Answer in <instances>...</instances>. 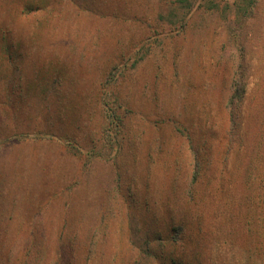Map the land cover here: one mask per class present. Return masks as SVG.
<instances>
[{
  "label": "rangeland",
  "instance_id": "1",
  "mask_svg": "<svg viewBox=\"0 0 264 264\" xmlns=\"http://www.w3.org/2000/svg\"><path fill=\"white\" fill-rule=\"evenodd\" d=\"M44 1L0 0V264H160L142 247L165 245L191 152L210 163L187 210L203 230L191 264H248L242 228L258 212L245 205L264 196V0Z\"/></svg>",
  "mask_w": 264,
  "mask_h": 264
},
{
  "label": "trees",
  "instance_id": "2",
  "mask_svg": "<svg viewBox=\"0 0 264 264\" xmlns=\"http://www.w3.org/2000/svg\"><path fill=\"white\" fill-rule=\"evenodd\" d=\"M44 3V0H40V3H38L35 7H39L40 4ZM30 6L31 5H26L22 13L29 14L33 12V7ZM5 49L6 52L9 53V47L7 46ZM243 88L244 82L242 78L238 77V75L235 73L229 88L230 95L225 106L227 114V126L224 130V135L230 142L233 140L235 131L240 129V123L237 122V118L239 117L237 113L239 110V101L242 99L243 95ZM108 106L109 105L107 102H104L102 105L103 110L106 111L107 114L105 118L107 120H111V118L114 116V113L111 107L107 108ZM109 112H112L113 114L108 115ZM118 129H120V126ZM114 134V136H116L117 133ZM103 140L102 146H107V148L111 150V141H108V139L105 140V138ZM115 145H117V143H115ZM118 149H120V146H118L117 150ZM191 154L193 155V159L191 161L192 182L186 186L182 192L183 198L181 199V205H183V207L180 209V211H176V208L172 209V206L166 210V219L164 223L166 224V235L164 239H162L166 241L165 245L160 247L162 249L156 250L152 248V241L148 240L142 247V253L146 255L147 259L156 261L160 264H191L187 255L189 244L196 240L198 236L202 239L203 230L201 227L200 218L194 216V214L191 212H187V210L188 207H191V205L193 207L197 204L196 199L193 198L194 186L196 185L195 183L198 181L200 175L203 173L205 174V171L203 170H205V167H207V165L210 163H208L205 159V155L199 154L198 152H191ZM97 156L104 158L106 154L104 153L103 155ZM108 156L109 155H107V157ZM209 188H211V193L214 194V186L209 185L207 191H209ZM261 198V202L259 203L257 200H248L245 205L246 208H249V211H251L250 207L254 204H257V206H255L253 209L254 211L257 210L258 214L260 213L259 215H252V217L248 216L242 228L244 233L248 232V239L255 241V244L252 242V244H254L253 246L255 247L251 249V246L249 249L250 253L248 255V264H264V196ZM173 204H175V202ZM194 226L197 228V231L195 232L191 230V227ZM161 238L162 237L159 235L157 240L160 241ZM194 247L195 250H198V255L207 256V258H210L209 255H211V253H209V251H211V249L207 252V247L204 243H202V241H198V243L194 244ZM205 248L206 250H204ZM200 264L204 263L200 261Z\"/></svg>",
  "mask_w": 264,
  "mask_h": 264
}]
</instances>
